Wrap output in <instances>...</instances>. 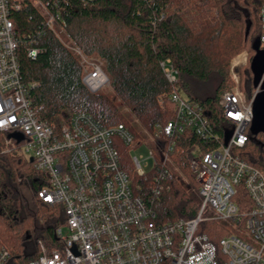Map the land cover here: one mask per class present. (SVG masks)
Instances as JSON below:
<instances>
[{
  "label": "built area",
  "instance_id": "2783aa9c",
  "mask_svg": "<svg viewBox=\"0 0 264 264\" xmlns=\"http://www.w3.org/2000/svg\"><path fill=\"white\" fill-rule=\"evenodd\" d=\"M30 1L0 0V148L2 154L24 156L46 176L47 185L38 197L48 206H61L65 214L64 224L55 230L53 248L47 250L39 241V256L30 264H264V173L236 153L248 143L259 90L251 101L239 86L221 94L223 120L217 124L204 105L179 91V73L171 60L163 62L175 117L154 128L152 145L144 144L150 147L154 169L143 170L137 157L131 161L139 177L147 180L153 175L152 195L145 198L122 161L119 144L136 142L125 125L107 127L86 112L74 113L61 124L42 118L43 107L31 95L37 84L25 82L20 54L25 51L36 59L43 50L36 39L19 36L10 18ZM36 4L45 26L55 30L59 16L41 0ZM260 15L264 51V5ZM71 51L80 60L82 82L90 92L100 93L111 85L104 63L90 60L76 46ZM234 78L238 83L236 74ZM17 134L24 139L18 141ZM190 134L199 140L187 148L199 187V211L189 220L160 222L154 200L165 182L174 179L170 163L178 140ZM241 190L249 205L236 199ZM207 223L230 233L215 244ZM10 259L0 239V264Z\"/></svg>",
  "mask_w": 264,
  "mask_h": 264
},
{
  "label": "trees",
  "instance_id": "16d2710c",
  "mask_svg": "<svg viewBox=\"0 0 264 264\" xmlns=\"http://www.w3.org/2000/svg\"><path fill=\"white\" fill-rule=\"evenodd\" d=\"M41 1L59 16L58 25L76 47L104 62L120 102L90 92L82 82L80 60L56 30L45 26L40 10L27 2L10 18L19 36L36 39L43 50L36 59L22 51L20 60L25 82L37 84L31 92L33 101L43 107L41 116L50 123L61 124L74 113L86 112L107 127L123 124L135 136L140 126L153 133L157 125L175 117L169 101L171 86L161 66L166 60L179 73V91L204 105L218 124L223 120L219 98L231 89L232 60L249 50V66L236 72L246 99L254 96L252 62L257 55L254 45L262 34L264 0ZM247 134L248 143L236 153L264 173V134H252L251 127ZM197 142L191 134L177 142L175 160L188 181L174 174L173 180L165 182L153 204L160 222L189 220L199 211V187L187 159V148ZM123 146L124 166L142 186L139 192L150 197L153 175L145 180L133 172ZM45 185L46 176L30 160L18 153L2 154L0 148V239L11 253L8 264H30L39 256V241L53 247L55 230L65 222L61 206L51 207L39 199L38 191ZM236 199L244 206L250 203L245 190ZM206 226L210 240L218 244L225 236L222 227Z\"/></svg>",
  "mask_w": 264,
  "mask_h": 264
},
{
  "label": "rangeland",
  "instance_id": "374dc122",
  "mask_svg": "<svg viewBox=\"0 0 264 264\" xmlns=\"http://www.w3.org/2000/svg\"><path fill=\"white\" fill-rule=\"evenodd\" d=\"M39 0H31L30 3L32 5H37L36 3ZM55 30L58 34V37L60 38V40L62 41V43H64V45L71 51V49L75 46L66 36V33L64 32V30L59 26V25H55ZM72 52V51H71ZM250 57H251V52L249 50L243 51L242 53H240L239 55H237L233 60H232V65H231V84H230V88H236L237 86L240 85V76L239 74L236 72L237 68H247L249 66V62H250ZM90 60H94V61H100L102 63H104L103 61H101L99 58L97 57H89ZM234 74H236L237 78H238V83L234 78ZM111 80V79H110ZM256 90L254 91L255 94ZM100 93L108 95L109 97H111L117 104H119V100L117 99V96L115 95V92L113 90L112 85L106 87L104 90H102ZM264 93V92H262ZM123 111L125 112L126 109H123ZM134 123V122H133ZM137 131V134L135 136L136 138V142H134L131 146H125L127 148V154H128V158L130 160V162L134 159V157H137L142 164V168L143 170H145L146 172H151L154 169V159L151 157L150 155V147L144 144H148V145H152L153 141H152V133H148L147 131H145L144 129L140 127L135 128ZM0 141H3V137L0 136ZM119 148L120 151L122 149H124V146L122 144H119ZM131 167L133 168V172H135L134 166L131 163ZM170 167L171 170L173 171L174 174H176L179 177H182L183 179H185L186 181H188L185 176L182 174L181 170L179 169V163L177 162V160H175V157L172 159V162L170 163ZM222 227V226H221ZM65 232H67V230L65 229ZM222 234L221 235H226L229 234L230 231L226 228V227H222ZM45 248L47 250L52 249L53 247L51 245H48V243L46 244L44 241H42ZM54 246V245H53Z\"/></svg>",
  "mask_w": 264,
  "mask_h": 264
},
{
  "label": "water",
  "instance_id": "95a60500",
  "mask_svg": "<svg viewBox=\"0 0 264 264\" xmlns=\"http://www.w3.org/2000/svg\"><path fill=\"white\" fill-rule=\"evenodd\" d=\"M257 55L252 62V71L254 74V86L259 90L253 101V121L251 132L254 135L264 134V51L260 50V39L254 45ZM18 141L24 137L20 134L14 136ZM32 161V160H31Z\"/></svg>",
  "mask_w": 264,
  "mask_h": 264
}]
</instances>
